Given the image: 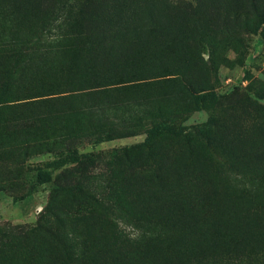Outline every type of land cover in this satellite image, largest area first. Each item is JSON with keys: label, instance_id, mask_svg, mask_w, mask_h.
I'll use <instances>...</instances> for the list:
<instances>
[{"label": "rangeland", "instance_id": "374dc122", "mask_svg": "<svg viewBox=\"0 0 264 264\" xmlns=\"http://www.w3.org/2000/svg\"><path fill=\"white\" fill-rule=\"evenodd\" d=\"M74 1L0 0V264H264V0ZM153 78L161 119L127 128ZM109 82L129 106L83 126L63 92ZM163 120L188 136L132 150Z\"/></svg>", "mask_w": 264, "mask_h": 264}, {"label": "trees", "instance_id": "16d2710c", "mask_svg": "<svg viewBox=\"0 0 264 264\" xmlns=\"http://www.w3.org/2000/svg\"><path fill=\"white\" fill-rule=\"evenodd\" d=\"M70 3H73V0H69ZM77 5V0L74 1ZM69 7V5H68ZM67 7V8H68ZM65 20H69V16L64 18ZM64 20V21H65ZM47 31V32H46ZM125 35V34H122ZM259 35L261 37H264V28L259 32ZM65 37V34H60V35H55L49 30H45L40 34L39 39L37 42L39 44H45L47 49L54 50L58 47L60 39H63ZM119 37V36H116ZM41 41V42H40ZM43 42V43H42ZM23 45V44H20ZM7 56H11L9 54V51H5ZM18 58L20 55L17 56ZM15 67L16 69H28L32 61H28L23 59V60H16L15 62ZM149 80H151L149 82ZM158 79H145L143 80V83L149 84L150 87V92L148 94H141L138 96V99L136 100V108L135 110H129V116L127 118L122 119V124L123 125H128L127 128H133V127H139L144 125V121L141 118L142 112H140L141 109H147L149 112L150 109L158 112L159 116L155 118V121H159L161 119L162 115V110H161V104L162 101L160 100L159 97V89L161 88L162 82L157 81ZM6 86L10 85L11 83L9 80H6L5 82ZM133 85H129L126 83H103V84H94L90 87H81L76 90H69L63 93H72L76 94L78 99H84V100H89L90 102L86 106V111L82 113L81 117L82 120H86V123L83 126L89 125L91 129H103L108 127V123L111 124V122L106 118L107 114L109 113L110 109L113 108H118V107H128L129 106V98L127 97V94L125 92L133 89L134 87H131ZM5 95L4 93L0 96L3 97ZM53 94H48L46 96H51ZM43 96H36L33 98H39ZM24 100V99H22ZM12 101H10L11 103ZM4 102L0 103V112L2 111V106ZM145 113V112H144ZM151 121L153 118H150ZM156 124L153 127V130L151 131L150 134L147 135L146 140L138 144L134 147H132V150H137V151H147V152H153L154 156L157 155V147L159 146L156 142L155 139L161 137L162 135H165L167 133L173 135V136H183L186 138L188 136L187 130L184 129L182 125H170V122L167 120H163L160 123L155 122ZM109 131L108 133H111L112 131H115L118 133L117 129H113L112 131L110 128L107 130ZM113 133V132H112ZM114 133V134H116ZM112 140L111 137L103 138L100 140H97L98 142H105V141H110ZM188 145V152L190 155H192L193 150L195 149L193 146L190 145V140L187 141ZM194 148V149H193ZM131 150V149H130ZM130 150H127L126 152L131 153ZM127 154V153H126ZM86 154H78L75 151H68L67 153H62L59 156H57L54 160L51 162H48L45 167L46 169L40 168L38 175H37V185H42L45 183H48L52 181V172L54 170L61 169L67 165H70L74 162H78L82 158H86ZM48 169H52L49 171Z\"/></svg>", "mask_w": 264, "mask_h": 264}]
</instances>
